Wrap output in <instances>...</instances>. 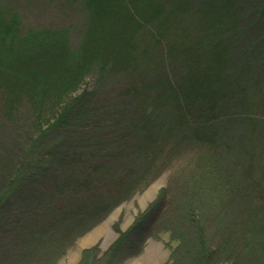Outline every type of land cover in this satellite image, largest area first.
I'll return each mask as SVG.
<instances>
[{
    "label": "rangeland",
    "instance_id": "obj_1",
    "mask_svg": "<svg viewBox=\"0 0 264 264\" xmlns=\"http://www.w3.org/2000/svg\"><path fill=\"white\" fill-rule=\"evenodd\" d=\"M83 2L5 0L3 6L18 12L25 30H66L69 47L75 50L86 28ZM183 2L167 19L163 37L156 38L151 28L141 33L133 71L109 74L100 83L91 76L77 91L76 97L86 93L85 109L68 131H93L104 137L98 149H91L88 164L87 159L72 158L70 151L63 160L56 159L57 166L49 164L28 181L26 176L21 179L17 176V155L39 139L33 135L25 109L11 121L2 119L0 111V264H103L101 259L118 233L127 232L153 204L155 221L143 248L136 251L125 245L118 259L126 251L122 264H168L177 239L165 230L163 220L169 215L175 220L173 210H183L184 202L197 211L192 216L201 237L198 248L195 241L192 245L197 254L192 252L185 264H200L203 251L205 264H264V0ZM215 47L218 51L212 52ZM214 54L223 57L226 69L222 73L234 81L230 83L235 90L199 94L197 110L212 103L213 93H218L224 104L203 116L197 110L189 112L182 134L181 119L177 120L178 130L161 140L168 160L158 169L156 179L102 219L92 214L97 205L92 192L106 183L115 185L125 162L120 154L105 162L96 151H102L103 156L121 140L123 155L133 151L131 120L115 118L116 124L105 127L111 117L139 114L152 123L163 110L169 117L170 108L165 103L171 104L172 96L167 92L180 90H163L162 81L171 89L178 84L181 87L184 78L200 65L204 71L211 69ZM142 72L147 76L145 82ZM131 77L139 81L138 88L132 85ZM46 132L50 140L59 135L53 129ZM65 141L69 146L73 142ZM5 144L17 155L5 151ZM42 148L47 151L44 145ZM192 189L193 199L189 198ZM80 200L85 201L87 213L64 222L61 215L70 209L66 207L76 206ZM180 217L177 215L178 220Z\"/></svg>",
    "mask_w": 264,
    "mask_h": 264
},
{
    "label": "trees",
    "instance_id": "obj_2",
    "mask_svg": "<svg viewBox=\"0 0 264 264\" xmlns=\"http://www.w3.org/2000/svg\"><path fill=\"white\" fill-rule=\"evenodd\" d=\"M4 1L0 0V111L2 119L11 121L17 113L25 109L29 115L28 124L32 127L33 135L39 139L34 141L35 143H32L26 151H24V146L19 144L24 151L20 156L14 152L10 144H5V151L11 150V153L20 158L17 161V176L21 179L26 176L28 181L29 177L37 172L40 173L41 169L48 168L49 164L53 167L57 166L56 163L59 161L56 159L63 160L70 151L74 154L72 158L79 157L81 161L87 159L88 164L92 160L89 158L91 149H98L102 141L104 143V137L101 134H94L93 131H68L73 126V121H77L85 109L86 93L82 92L76 97L77 91L91 76L96 77L97 83H100L99 81H103L109 74H129L131 69L133 71L136 62V42L141 33L151 28L153 33L158 35L156 38L163 37L168 29L167 19L175 14L179 6L184 4V0H84L82 7L86 28L84 38L75 50L69 47V36L66 30L23 29L22 19L18 12L12 8H5ZM225 4L228 3L225 1ZM157 27L160 29L157 30ZM160 30L161 35L157 33ZM217 48H213L212 52L215 49L218 51ZM213 58L215 61L211 69L204 71V67L200 65L196 71L184 78L181 87H178V84L177 88L171 89L162 81L163 90H180L179 92H167L172 96L171 104L164 102L170 108L168 109L171 113L169 117L167 110L159 112L152 123L147 117L144 119L139 114L127 113L125 115L122 113L117 117H111L109 121L111 123L105 127L116 124L118 121L115 118L131 120L133 132L129 138L134 141L132 142L133 151L123 155L124 152L120 148L124 145L122 140L116 145L113 144L115 149L112 148V151L103 156H101L102 151H96L99 153L98 158L102 157L105 162H111L118 154L125 162L121 176L115 185L106 183L104 187L92 192L93 201L97 203L92 208V214L100 215L102 219L113 207L141 193L156 179L158 169L162 168L168 160L161 140L166 136L165 134L171 135L170 133L178 130L177 120L180 119L182 134L186 129L184 121L186 125L190 115L188 113L198 109L195 104L196 98L199 99V94H203L205 90H235L236 86H231L234 81L231 82L229 76L222 73L226 69L223 57L214 54ZM143 73L140 76L145 82V73ZM225 77L227 79H224ZM131 78L133 79L132 85L138 88L139 81ZM212 96L213 104L209 103V106L212 104L211 107L203 106L197 110L201 116L206 112L219 110L224 104V99L222 100L218 93H213ZM157 123L160 127L158 129ZM52 129L59 135L50 140V135L46 137V131L49 132ZM127 129L129 128L123 131L127 132ZM203 133H205L204 130ZM66 138L73 141L70 146L65 141ZM43 145L47 149L45 152ZM205 158L210 157L205 155ZM67 165L69 161L64 166ZM127 175L130 177L126 178ZM54 186L57 187V184ZM12 187H7L8 191ZM6 191L2 194L3 200L7 196ZM194 193L192 189L189 198L193 199ZM174 207L176 208V205L172 206ZM66 208L70 209L61 215L64 222L69 221L70 217L75 219L79 215L78 218H80V215H83L81 212L87 213L88 210L85 201L82 200L78 205ZM182 208L184 209L179 208V211L173 210L175 220L172 221L170 215L167 220H163L165 230L173 239H177V246L170 251L168 264H185L192 252L197 254L192 245L196 244L198 248L201 243V237L197 232L199 230L197 220L192 216V214L195 216L197 211L191 204L187 207L185 202ZM156 210V204L151 205L136 218L127 232L118 233L117 240L101 259L103 264L124 263L126 251L124 256L118 259L121 257L119 251L123 246V250L127 246L141 251L149 237V227L155 221L153 215ZM185 214L187 215L186 222H184ZM177 215L181 216L179 220ZM79 226V224L76 225V227ZM175 234L177 236L174 237ZM194 236H196L195 240H193ZM205 255L204 251L200 253V264H205Z\"/></svg>",
    "mask_w": 264,
    "mask_h": 264
}]
</instances>
